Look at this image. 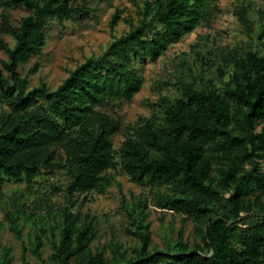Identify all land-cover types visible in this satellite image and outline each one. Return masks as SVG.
<instances>
[{"label": "trees", "instance_id": "16d2710c", "mask_svg": "<svg viewBox=\"0 0 264 264\" xmlns=\"http://www.w3.org/2000/svg\"><path fill=\"white\" fill-rule=\"evenodd\" d=\"M217 0H144L136 21L116 36L98 56L88 57L50 90L44 83L27 89V75L18 67L40 55L48 19H73L89 0H0V38L7 59L0 69V198L4 180H32L54 164L70 177L69 196L103 192L111 180L106 172L119 168L152 194L159 208L181 213L193 223L199 241H182L183 228L171 250L150 251L145 223L147 199L127 206L138 237L136 255L115 242L111 258L93 252L96 230L72 203L59 208L60 234L52 241L50 264H264V56L246 51L233 57L234 71L223 93L208 84H180V96L150 103L160 116L142 120L115 148L118 119L103 110L130 100L142 87L137 66L155 60L167 48L210 20ZM22 6L18 26L7 8ZM241 8L236 9L242 15ZM120 17L116 11L111 25ZM34 64L29 73L37 69ZM21 210L17 212L20 213ZM15 235V213L6 214ZM257 220L247 224L246 220ZM40 237L33 251L38 253ZM1 264H10L8 256Z\"/></svg>", "mask_w": 264, "mask_h": 264}, {"label": "rangeland", "instance_id": "374dc122", "mask_svg": "<svg viewBox=\"0 0 264 264\" xmlns=\"http://www.w3.org/2000/svg\"><path fill=\"white\" fill-rule=\"evenodd\" d=\"M143 2L89 0L87 10L73 19H48L41 54L29 57L18 67L22 76L27 75V89L42 83L50 90L57 88L70 70L88 57L98 56L114 37L125 33L129 28L126 19L136 21ZM216 4L218 11L210 20L202 21L157 59L137 63L143 84L130 100L103 108L121 123L120 131L112 138L115 148L142 120L160 116L152 110L150 103L180 96L183 81L194 82L197 86L204 83L212 85L223 93L225 83L234 71L232 56L240 58L249 50L264 56V0H217ZM240 7H243L241 16L236 13ZM116 11H119L120 17L111 25ZM5 12L15 26L28 14L22 6L7 8ZM0 38L9 46L14 45V39L9 34L2 33ZM6 59V53L0 49V69ZM34 64L38 65L36 71L29 73ZM263 126L264 119L256 130ZM261 166L264 170V160ZM43 171L32 182L4 180L1 184L0 264L6 252L10 264H50L51 243L57 241L60 234L59 208L71 203V208L80 210L84 220L91 221L96 230L91 243L93 252L103 250L104 256L111 258L110 243L115 242L121 250H127L129 257L136 255L139 239L127 231L135 230L136 225L122 206L121 195H125L129 207L134 206L138 199H147L144 221L148 224L150 251L173 249L181 227L183 242L191 245L199 241L190 219L173 210L155 206L148 188L132 182L119 168L106 172L111 182L103 192L74 193L71 196L66 192L70 177L65 169L54 164ZM18 210H21L20 213ZM9 211L15 213L20 238L10 228L11 223L6 218ZM256 220V217H251L246 222L250 224ZM36 237L41 239L38 253L33 251Z\"/></svg>", "mask_w": 264, "mask_h": 264}]
</instances>
